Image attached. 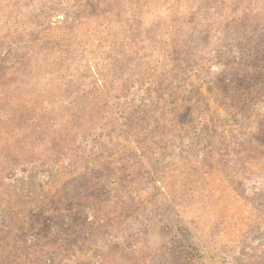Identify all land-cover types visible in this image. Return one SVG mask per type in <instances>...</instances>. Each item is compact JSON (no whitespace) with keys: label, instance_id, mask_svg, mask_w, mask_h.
Masks as SVG:
<instances>
[{"label":"rangeland","instance_id":"rangeland-1","mask_svg":"<svg viewBox=\"0 0 264 264\" xmlns=\"http://www.w3.org/2000/svg\"><path fill=\"white\" fill-rule=\"evenodd\" d=\"M0 264H264V0H0Z\"/></svg>","mask_w":264,"mask_h":264}]
</instances>
